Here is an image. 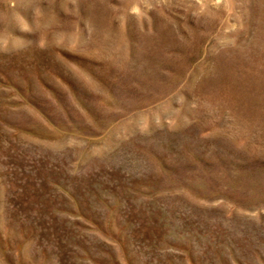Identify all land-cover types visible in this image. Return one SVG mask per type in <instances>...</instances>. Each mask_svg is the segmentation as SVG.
<instances>
[{
  "label": "rangeland",
  "instance_id": "obj_1",
  "mask_svg": "<svg viewBox=\"0 0 264 264\" xmlns=\"http://www.w3.org/2000/svg\"><path fill=\"white\" fill-rule=\"evenodd\" d=\"M0 264H264V0H0Z\"/></svg>",
  "mask_w": 264,
  "mask_h": 264
}]
</instances>
